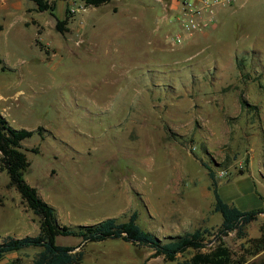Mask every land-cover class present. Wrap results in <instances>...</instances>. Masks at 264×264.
Segmentation results:
<instances>
[{
    "label": "rangeland",
    "instance_id": "374dc122",
    "mask_svg": "<svg viewBox=\"0 0 264 264\" xmlns=\"http://www.w3.org/2000/svg\"><path fill=\"white\" fill-rule=\"evenodd\" d=\"M65 14L59 32L55 17ZM169 14L158 0H56L52 13L0 0V114L33 130L20 141L23 177L59 223L123 220L135 210L158 237L215 227L221 216L201 162L227 205L264 206V0L219 7L211 27L175 45ZM7 182L0 169V241L38 230ZM244 231L222 236L231 256L264 264V247L250 253L251 238L264 240V210ZM80 248L79 264H177L193 252L149 257L148 247L119 238ZM38 250L7 252L0 264H30Z\"/></svg>",
    "mask_w": 264,
    "mask_h": 264
},
{
    "label": "trees",
    "instance_id": "16d2710c",
    "mask_svg": "<svg viewBox=\"0 0 264 264\" xmlns=\"http://www.w3.org/2000/svg\"><path fill=\"white\" fill-rule=\"evenodd\" d=\"M30 1L34 4L35 10H48L52 13L56 0ZM82 1L86 5L95 6L108 0ZM65 23L66 14L62 18L55 17L54 28L61 32L65 29ZM4 68L5 65L0 58V69ZM40 130L39 126L34 129L37 133H40ZM32 132V129L11 126L0 114V169L5 171L7 183L15 188L25 206L38 216V230L35 234L5 236L0 241V259L10 251L39 247L30 264H79L83 252L81 248L75 250V247L89 241L119 238L134 245L146 246L150 249L149 257L160 255L165 260H174L177 253L193 249L188 257L177 264H257L245 262L243 258H233L222 236L231 230L243 236L246 224L253 220L259 211L264 210V206L240 209L234 205H227L218 193L212 169L205 162L201 164L206 168L209 178L208 188L213 199L212 210L219 212L221 216L215 227H194L181 233L158 237L138 224L135 210L130 211L123 220H118L115 216H106L92 223H80L75 226L59 223L53 206L47 203L36 188L23 177L29 161L20 141ZM32 150L37 151V147H32ZM58 234L76 236L79 238L78 243L75 245L56 243L55 236ZM250 242L254 247L250 253L264 247V240L261 237L251 238Z\"/></svg>",
    "mask_w": 264,
    "mask_h": 264
},
{
    "label": "built area",
    "instance_id": "2783aa9c",
    "mask_svg": "<svg viewBox=\"0 0 264 264\" xmlns=\"http://www.w3.org/2000/svg\"><path fill=\"white\" fill-rule=\"evenodd\" d=\"M170 9L169 18H174L179 30L169 37L170 45L180 44L187 36L211 27L219 7L230 5L234 0H158ZM168 1V2H167Z\"/></svg>",
    "mask_w": 264,
    "mask_h": 264
},
{
    "label": "crops",
    "instance_id": "0c3cea01",
    "mask_svg": "<svg viewBox=\"0 0 264 264\" xmlns=\"http://www.w3.org/2000/svg\"><path fill=\"white\" fill-rule=\"evenodd\" d=\"M235 1H236V0H234L233 2H235ZM218 9H219V8H218ZM218 9H217V10H218ZM224 195H225V197H226V198H227V197H228V198H230V197H231V196H230V193L228 194V193H227V192H225V191H224ZM126 242H127V241H126Z\"/></svg>",
    "mask_w": 264,
    "mask_h": 264
}]
</instances>
